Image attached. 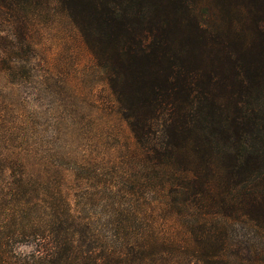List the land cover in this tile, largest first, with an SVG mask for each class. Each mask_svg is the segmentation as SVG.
I'll return each instance as SVG.
<instances>
[{"label":"trees","instance_id":"trees-1","mask_svg":"<svg viewBox=\"0 0 264 264\" xmlns=\"http://www.w3.org/2000/svg\"><path fill=\"white\" fill-rule=\"evenodd\" d=\"M50 5L102 74L135 142L126 164L136 169L110 194L133 205L113 210L105 233L78 221L66 196L30 211V197L16 190L10 221L40 243L34 264H233L232 228L264 233V51L250 53L264 48V25L235 58L234 86L219 100L220 79L193 67L175 36L183 0H0L5 69L32 62V29ZM153 203L174 216V231L150 227L156 218L145 207Z\"/></svg>","mask_w":264,"mask_h":264},{"label":"rangeland","instance_id":"rangeland-1","mask_svg":"<svg viewBox=\"0 0 264 264\" xmlns=\"http://www.w3.org/2000/svg\"><path fill=\"white\" fill-rule=\"evenodd\" d=\"M51 9L33 26L36 52L29 66L9 71L0 65V161L9 157L2 162L8 168L0 167V264H34L43 250L10 221L20 208L16 190L30 197V211L39 204L46 212L47 203L66 196L78 221L104 233L113 210L133 205L121 194L112 201L110 194L136 169L126 164L135 142L78 32ZM168 13L173 18L176 11ZM178 16L175 36L193 67L220 79L223 100L234 86L235 58L259 38L264 0H183ZM259 47L250 53L259 57ZM156 205L145 207L156 218L150 227L171 233L174 216ZM229 234L233 264H264V233L237 225Z\"/></svg>","mask_w":264,"mask_h":264}]
</instances>
